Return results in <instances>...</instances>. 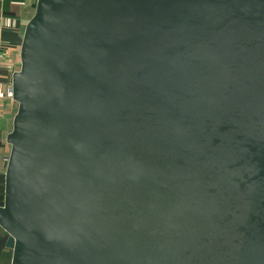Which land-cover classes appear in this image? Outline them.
I'll list each match as a JSON object with an SVG mask.
<instances>
[{
  "label": "water",
  "instance_id": "water-1",
  "mask_svg": "<svg viewBox=\"0 0 264 264\" xmlns=\"http://www.w3.org/2000/svg\"><path fill=\"white\" fill-rule=\"evenodd\" d=\"M13 74L11 264H264V0H36Z\"/></svg>",
  "mask_w": 264,
  "mask_h": 264
},
{
  "label": "crops",
  "instance_id": "crops-1",
  "mask_svg": "<svg viewBox=\"0 0 264 264\" xmlns=\"http://www.w3.org/2000/svg\"><path fill=\"white\" fill-rule=\"evenodd\" d=\"M36 0H0V206L4 204V157L9 155L7 136L12 129L16 102L7 95L13 74L20 68L21 45L26 25L34 14ZM5 231L0 226V237ZM12 250L0 252V264H11Z\"/></svg>",
  "mask_w": 264,
  "mask_h": 264
},
{
  "label": "built area",
  "instance_id": "built-area-1",
  "mask_svg": "<svg viewBox=\"0 0 264 264\" xmlns=\"http://www.w3.org/2000/svg\"><path fill=\"white\" fill-rule=\"evenodd\" d=\"M7 95L9 97H13V87L12 86L8 88ZM7 161H8V156L4 157V162L7 163Z\"/></svg>",
  "mask_w": 264,
  "mask_h": 264
},
{
  "label": "rangeland",
  "instance_id": "rangeland-1",
  "mask_svg": "<svg viewBox=\"0 0 264 264\" xmlns=\"http://www.w3.org/2000/svg\"><path fill=\"white\" fill-rule=\"evenodd\" d=\"M16 109H17V103H16Z\"/></svg>",
  "mask_w": 264,
  "mask_h": 264
}]
</instances>
